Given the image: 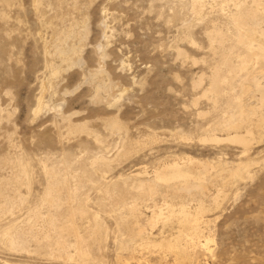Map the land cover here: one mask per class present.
<instances>
[{
	"label": "rangeland",
	"instance_id": "374dc122",
	"mask_svg": "<svg viewBox=\"0 0 264 264\" xmlns=\"http://www.w3.org/2000/svg\"><path fill=\"white\" fill-rule=\"evenodd\" d=\"M63 1L61 9L57 0H0V264H264V128L253 115L244 145L223 123L237 115L232 98L240 85L250 84L247 72L229 78L246 57L231 16L264 0ZM256 28L264 34V15ZM95 46L105 53L100 77L88 72L98 67ZM71 47L78 52L64 54ZM256 77L264 87V71ZM102 82L116 90L111 105L93 100ZM252 92L264 115L261 93ZM113 118L126 130L123 141L109 128ZM46 170L68 181L58 191L60 211L50 206L48 213L42 202ZM182 178L189 189L177 187ZM148 181L157 187L153 196L140 191ZM168 204L192 213L202 207L197 236L177 217L152 221ZM38 211L65 231L76 227L61 233L68 236L64 255L54 245L58 235L35 224ZM138 227L144 234L135 239ZM8 230L21 249L5 244ZM78 238L89 256L76 251Z\"/></svg>",
	"mask_w": 264,
	"mask_h": 264
},
{
	"label": "bare ground",
	"instance_id": "6f19581e",
	"mask_svg": "<svg viewBox=\"0 0 264 264\" xmlns=\"http://www.w3.org/2000/svg\"><path fill=\"white\" fill-rule=\"evenodd\" d=\"M37 1V0H36ZM54 1V0H53ZM62 1L63 0H57V2H56V5L58 6V7H61L62 6ZM66 1V0H65ZM65 1H63V2H65ZM68 1V0H67ZM55 3V2H54ZM68 3V2H67ZM197 3H198V1H197ZM254 4V3H253ZM65 5V4H64ZM63 5V6H64ZM67 5V4H66ZM73 6V5H72ZM197 4H195V8H194V10L195 9H198L197 8ZM237 6V5H236ZM251 6V5H250ZM253 6V5H252ZM69 8V7H68ZM58 9V8H57ZM56 9V10H57ZM61 9H62V7H61ZM76 9V8H75ZM69 10V9H68ZM63 12V11H62ZM62 12H61V14H62ZM259 15H264V3H262V2H257L255 5H254V7H245V6H243V7H239V10L237 11V13H235V14H233L232 16H231V21H232V23L234 24V26L236 27V29H237V31H238V33H237V42L239 43V44H241L245 49H246V57L241 61V63L236 67V68H234V69H229V72H231V76H230V74H229V78H232L233 76H235V74L237 73V72H241V73H245V72H247V76H245L246 78H248V81H250V84L249 85H240L241 86V88H240V93H238V94H236L233 98H232V101H233V103H232V105H234V106H236V110H238L236 113H237V115L235 116V115H231L230 114V116H228V117H226L225 116V118H224V120H223V123L226 125V126H228V127H232V128H234L235 129V135L233 136V140L235 139V140H237V141H239V142H241V143H243L244 145H247V143H248V141H249V139L247 138V135H250L252 132H251V124H253V119L252 118H254V117H252L253 115H255L256 116V114L258 115L257 116V121H256V126H259L260 128H264V115H262L261 113L259 114V109L261 108V107H259V108H257L256 107V105H254V102L252 101V91L253 90H255V89H257L260 93H261V101L262 102H264V87L263 86H260L259 85V83H258V81H257V77H256V73H258V72H263L264 71V34H263V32H259V31H257V28H256V23H257V19H258V17H259ZM251 20V24L252 25H250L249 27H243L244 25H247V24H245L246 22H249ZM68 31V30H67ZM72 31V30H71ZM70 30H69V32H68V36H70L73 32H71ZM236 31V32H237ZM262 31V30H261ZM66 35V34H65ZM218 36H220V35H218ZM221 37V36H220ZM64 40V39H63ZM224 42V41H223ZM237 43V44H238ZM45 45V44H44ZM64 45V44H63ZM66 45V44H65ZM67 46V45H66ZM61 47V46H60ZM60 47H59V49H60ZM61 49H63V48H61ZM95 54H96V60L98 61V64L97 65H95V66H98L96 69H91L90 68V70L88 71L89 72V75H90V77H94V76H96V75H98L99 74V77L101 76V74L100 73H102L104 70H103V65H104V62H103V60H104V56H105V53H104V50L100 47V46H95ZM60 52V51H59ZM78 52V49L77 48H75V47H71V48H69L68 49V51L66 52H64V54H68V53H71L72 55L73 54H76ZM63 55V54H62ZM65 58H67V61L68 62H72V58L71 57H65ZM97 61H96V63H97ZM226 61V60H225ZM63 62H65V61H63ZM223 65V64H222ZM49 66V65H48ZM47 67V66H46ZM87 68V67H86ZM93 68V67H92ZM54 70V69H53ZM219 70V69H218ZM88 72H87V74H88ZM216 72L217 71H215V72H213V74H212V76H211V81H210V86H211V90L210 91H217L218 89H219V87H220V85H218L217 83H216ZM56 73V72H55ZM54 73V74H55ZM80 74V73H79ZM81 75V74H80ZM82 75H84V74H82ZM88 75V76H89ZM103 75V74H102ZM245 75V74H244ZM109 76V75H108ZM241 76V75H240ZM88 78V77H87ZM86 78V79H87ZM96 78V77H95ZM234 78V77H233ZM90 79V78H89ZM106 79V78H105ZM85 80V79H84ZM102 80V79H101ZM244 80V79H243ZM87 81V80H86ZM99 81V80H98ZM104 81V80H103ZM228 81V80H227ZM227 81H225V82H227ZM112 82V81H111ZM232 82V81H231ZM50 84V83H49ZM220 84V83H219ZM244 84V83H243ZM52 85V84H51ZM51 85H50V87L49 88H52L51 87ZM113 84H111L110 82H102V83H99V84H97L95 87H96V95L95 96H93V100H95V101H104V102H106L107 104H109V105H111V100H112V98H111V96L113 95V92H114V88H113V86H112ZM116 88V87H115ZM255 88V89H254ZM100 90H104L106 93H107V97L105 98V97H103V95H101L99 92H100ZM116 91V90H115ZM103 92V91H102ZM104 92V93H105ZM219 92H220V90H219ZM93 93H95V92H93ZM103 93V94H104ZM105 93V94H106ZM114 94H115V92H114ZM120 94V93H119ZM106 96V95H105ZM114 96V95H113ZM117 99H119V98H117ZM38 100V107H37V109H36V113L38 112V109L40 108V107H42V105L44 104V101H43V97L42 96H40L39 97V99H37ZM92 100V101H93ZM114 100V99H113ZM103 102V103H104ZM97 103V102H96ZM230 103V102H229ZM261 103V102H260ZM113 104V103H112ZM263 104V103H262ZM57 112H58V110H57ZM61 113H59V116H60V119H62V120H64V121H66L67 119L69 120V118L67 117V116H65V115H63L64 113H63V111H60ZM235 112V111H234ZM63 113V114H62ZM233 113V112H232ZM58 116V115H57ZM54 117V116H53ZM69 117H72V116H69ZM56 119V118H55ZM114 119V118H113ZM62 120H60V121H62ZM59 121V120H58ZM72 121V120H71ZM70 120H69V123L71 122ZM111 122H110V130L112 131V132H114V133H119L121 136H119L120 138H121V141H123V136L122 135H124V133L126 132V130H125V128L121 125V123L117 120V119H114V120H110ZM51 122V121H50ZM57 122V121H56ZM54 124H55V122H54ZM57 124V123H56ZM66 125H67V122L65 123ZM70 124H73V122L72 123H70ZM69 124V125H70ZM65 125V126H66ZM68 125V127H70ZM82 125V124H81ZM77 126V125H76ZM82 128H83V126H81ZM80 127V128H81ZM74 128H76L75 126H74ZM81 128V129H82ZM238 128H243V129H245V134L244 135H239L238 134ZM72 129V128H71ZM70 129V130H71ZM85 129V128H84ZM69 130V131H70ZM75 131V130H74ZM80 131V130H79ZM81 132V131H80ZM113 133V134H114ZM87 134H88V132H87ZM125 136V135H124ZM232 138V137H231ZM25 164V163H24ZM24 167V166H23ZM27 169V168H26ZM26 169H25V167L23 168V174L24 175H26ZM167 169V168H166ZM236 169V168H235ZM242 169V168H241ZM49 171V170H48ZM47 170H46V175H49V178H48V182H47V187H45V190H46V192H44V198L42 199V202H45V203H47L48 205H49V207L51 206L52 208L53 207H57L56 209V211H60V209H59V207H61V206H59L60 205V203H62V202H59L60 200L57 198V196H58V191H59V189H60V187L61 186H63V185H65V183L66 182H68V181H66V179H65V177H62V179H55V178H53V175L54 174H52L51 172H48ZM52 172L54 173V171L52 170ZM207 172V171H206ZM64 173H66V172H64ZM177 173H179V172H176V175H177ZM182 173V172H181ZM180 173V174H181ZM233 174H235V175H239V170H234L233 172H232ZM67 174H68V172H67ZM187 174V173H186ZM28 175V174H27ZM26 175V176H27ZM62 175V174H61ZM158 175V174H157ZM179 175V174H178ZM182 175V174H181ZM189 175V174H188ZM25 176V177H26ZM60 176V175H59ZM155 176V175H154ZM163 176V175H162ZM21 177V176H20ZM55 177H57V176H55ZM67 178L69 177V176H66ZM158 177V176H157ZM174 177V176H173ZM192 177V176H191ZM160 178V177H159ZM170 178V177H169ZM202 178V177H201ZM204 179H202V180H205L206 178L205 177H203ZM17 179V178H16ZM26 179V178H25ZM199 179H200V177H199ZM15 180V179H14ZM18 181V180H17ZM66 181V182H65ZM108 181V180H107ZM196 181V180H195ZM16 182V181H15ZM22 182V181H21ZM133 183V182H132ZM178 183H179V181H178ZM195 183V182H194ZM198 183V182H197ZM204 182H200V184L198 185L199 187H200V190H201V192H202V194H204V191H205V188H206V186L203 184ZM29 184V183H28ZM124 185V184H123ZM179 186H177L178 188H180L181 190L182 189H189L191 186V183H190V179H188V178H182V181H180V183L178 184ZM65 187V186H64ZM66 187H67V184H66ZM177 187H175L176 189H177ZM197 187V186H196ZM136 188H137V186H136ZM139 188H140V191H142V193H143V195L144 196H153L154 194H155V190H156V188L157 187H155V182H153V181H148V182H146V183H140V186H139ZM173 188V187H172ZM66 189V188H65ZM138 189V188H137ZM27 190V189H26ZM61 190H62V187H61ZM60 190V191H61ZM106 190V189H105ZM192 190V189H191ZM30 191V190H29ZM108 191V190H107ZM139 191V190H138ZM178 191V190H177ZM62 192H63V190H62ZM61 192V193H62ZM137 192V191H136ZM178 192H180V190L178 191ZM184 192V191H183ZM42 193V192H41ZM65 193V192H64ZM201 194V193H200ZM68 195V194H67ZM71 195V194H70ZM69 195V196H70ZM32 196V195H31ZM38 196V195H37ZM60 196V195H59ZM140 196V195H139ZM178 196V195H177ZM202 196V195H201ZM61 197V196H60ZM68 197V196H67ZM67 197H66V199H67ZM122 197V196H121ZM141 197V196H140ZM26 198H28V197H26ZM62 198V197H61ZM126 198V197H125ZM125 198H123L122 197V199H125ZM142 198V197H141ZM147 198V197H146ZM69 199V198H68ZM22 200V199H21ZM27 200V199H26ZM135 200V199H134ZM139 200V199H138ZM143 200V199H142ZM39 201H41V199L39 200ZM70 201V200H69ZM69 201H67V202H69ZM117 201H118V199H117ZM41 202V204H43ZM58 202V203H57ZM65 202V201H64ZM67 202H65V203H67ZM122 202V201H121ZM164 202H166V201H164ZM64 203V204H65ZM120 203V202H119ZM132 203V202H131ZM20 204H22L21 202H20ZM24 204V203H23ZM22 204V205H23ZM63 204V205H64ZM66 205H68L69 206V204H66ZM65 205V206H66ZM3 206V205H2ZM18 206V205H17ZM39 206V205H38ZM42 206V205H41ZM43 206H44V204H43ZM59 206V207H58ZM67 206V207H68ZM132 206V205H131ZM136 206H137V203L136 204H133V206H132V211H133V213L137 210V208H136ZM155 206V205H154ZM51 207H50V209L48 210V213H49V211L51 210ZM70 207V206H69ZM5 208V207H4ZM33 208H34V206H33ZM130 208V207H129ZM185 208V207H184ZM188 208V207H187ZM54 209V208H53ZM62 209V208H61ZM66 209V208H65ZM64 209V210H65ZM189 209V208H188ZM2 210H4L3 208H2ZM33 210V209H32ZM35 210H37V207L35 208ZM38 210H40V208L38 209ZM55 210V209H54ZM70 210L72 211V209L70 208ZM30 211V210H29ZM41 211V210H40ZM40 211H38V213H36L37 214V219L40 217V215H39V213H40ZM52 211V210H51ZM66 211V210H65ZM202 211H203V209H202V207L200 206V207H196V212L194 211V213H192L191 211H189V210H186V209H182V207L180 208V209H176V208H174V206L173 205H167V211L166 212H164L162 209H160L159 210V212H156V209H155V212L153 211V216H152V221L153 222H158L159 220H162L163 222H166V221H168V220H171V219H173L174 217H177L178 219H179V221L182 223V224H184L185 226H188L189 227V229L191 230V235H193V236H197L198 235V233H199V224H200V219H201V213H202ZM36 212V211H35ZM68 212V211H67ZM83 212V211H82ZM131 212V211H130ZM30 213V212H29ZM32 213V212H31ZM42 213V212H41ZM47 213V214H48ZM55 213V211L53 212V215H55L54 214ZM70 213V212H69ZM79 213V212H78ZM60 214V213H59ZM66 214V213H65ZM72 214V213H71ZM74 214V213H73ZM136 214V213H135ZM32 215V214H31ZM42 215V214H41ZM49 215H52V214H49ZM62 215V214H61ZM64 215V214H63ZM68 215V214H67ZM45 216H47V215H45ZM45 216H43V217H40L39 219H38V221H36L35 222V224L37 223V222H40V223H42L43 224V226H44V228L46 227L47 229H50V230H53V232L56 234V235H58L56 238L57 239H55L54 241H55V244L54 245H56L55 247H57L56 249H58L59 250V252H60V254H63V252H66L67 251V246H66V244H65V241H67V240H64V239H66L64 236V238L62 239V235H61V233L63 234V230L65 231V228H63V227H60V226H58L57 225V222H59V220L56 222V221H54V219H51L49 216H48V218H45ZM56 216H57V214H56ZM58 216H60V215H58ZM57 216V217H58ZM71 216V215H70ZM69 216V217H70ZM73 216V215H72ZM34 219L36 218V216L35 217H33ZM33 218H31V220H33ZM73 218V217H72ZM132 218V217H131ZM37 219H35V220H37ZM58 219V218H57ZM56 219V220H57ZM61 220V219H60ZM69 220V219H68ZM75 220V219H74ZM126 220V219H125ZM137 220V219H136ZM28 221H30V220H28ZM27 221V222H28ZM30 223V222H29ZM74 223V221L72 222V224ZM35 224H34V226H35ZM75 224V223H74ZM27 225V224H26ZM33 225V224H32ZM37 225V224H36ZM67 225H68V223H67ZM66 225V226H67ZM69 225H70V223H69ZM183 225V226H184ZM34 226H31V230H30V234H32V237L31 238H33V234L35 235L34 237V242H36L35 241V239H38V237H39V233L37 232V231H34L33 229H34ZM98 226V225H97ZM97 226H96V228H97ZM38 229H40V228H42V227H40L39 225H38ZM137 227V226H136ZM67 228V230L66 231H69V229L71 228V229H75L74 228V226H72V225H70V226H67L66 227ZM84 228V227H83ZM27 229V228H26ZM37 229V228H36ZM91 229V228H90ZM93 229V228H92ZM135 229V228H134ZM33 230V231H32ZM43 229H41V231H42ZM50 230H48V231H50ZM95 229H93V231H94ZM97 230V229H96ZM99 230V229H98ZM97 230V231H98ZM129 230V229H128ZM20 231V230H19ZM23 231V230H22ZM66 231H65V233H66ZM76 231V230H75ZM78 231V230H77ZM133 231V230H132ZM5 232V231H4ZM12 232H15V230H12V231H10V230H8V231H6V233H5V235H7L6 237H7V243H5V244H8L10 247H12V248H14V249H21L22 248V243H21V240H20V238L19 237H15L14 236V234L16 233H12ZM39 232H40V230H39ZM47 232V231H46ZM96 232V231H95ZM98 232H100V231H98ZM41 233H43V232H41ZM44 233H45V231H44ZM50 233V232H49ZM74 233V232H73ZM76 233V234H75ZM74 234V237L76 236V235H78V237H79V234H77V232H75ZM20 234V233H19ZM25 234H27V233H25ZM52 234V233H51ZM92 234H94V232H92ZM144 233H143V229H141L140 227H138L136 230H135V236L136 235H138L137 237H135V239L136 238H138L139 236H141L142 237V235H143ZM3 235H4V233H3ZM4 235V236H5ZM28 235V234H27ZM95 235V234H94ZM99 235V234H98ZM134 235V234H133ZM19 236V235H18ZM26 236V235H25ZM52 236V235H51ZM54 236V235H53ZM96 236V235H95ZM180 236V235H179ZM178 236V237H179ZM27 237V236H26ZM25 237V238H26ZM42 237V236H41ZM45 237V239L47 240V242H48V238H50L49 237V235L47 236H44ZM43 237V238H44ZM70 237V236H69ZM74 237H72L73 239H75ZM89 237V236H88ZM100 237V236H99ZM98 237V238H99ZM140 237V238H141ZM23 238H24V236H23ZM24 238V239H25ZM29 238V237H28ZM27 238V239H28ZM42 238V239H43ZM52 238V237H51ZM83 238V237H82ZM81 238V239H82ZM92 238V237H91ZM129 238H131V236L129 237ZM134 238V237H133ZM133 238H132V241H133ZM5 239V238H4ZM44 239V240H45ZM80 239V240H81ZM122 239H123V237H122ZM121 239V240H122ZM148 239V238H147ZM45 240V241H46ZM51 240V239H50ZM63 240H64V242H63ZM79 240V238L76 240V241H71L70 240V242H76V244H77V246H75V247H77L76 248V251H79L80 253V255L81 254H86L85 253V250L87 249H85L84 250V248H83V246H84V244L82 245V240L80 241ZM92 240H95V239H93L92 238ZM124 240V239H123ZM122 240V241H123ZM23 241V240H22ZM29 241V240H28ZM45 241H41V238H40V242L43 244V243H45ZM120 241V240H119ZM126 241H128V240H126ZM23 242H25V241H23ZM33 242V241H32ZM125 242V241H124ZM122 243V242H120V243H122V245H123V247L124 246H126L128 243H130L131 241L129 240V242L127 243V244H125V243ZM135 242V241H134ZM22 244V245H21ZM69 244V243H68ZM132 244V243H131ZM141 244H143V246L144 247H146V248H148L149 246H150V244H149V242L147 241V240H145L144 241V243H141ZM25 245V244H24ZM37 245H38V241H37ZM121 245V244H120ZM122 245H121V247H122ZM160 245L161 246H165V248H168V249H170V250H172L173 248L177 251V249L179 250V246H175V245H172V244H170V243H163V242H161L160 243ZM26 246V245H25ZM36 246V245H35ZM43 246V245H42ZM45 246V245H44ZM47 246V245H46ZM52 246V245H51ZM51 246H50V249H51ZM128 246V245H127ZM126 246V247H127ZM47 248V247H46ZM49 248V247H48ZM69 248V247H68ZM125 248V247H124ZM133 248V247H132ZM24 249V248H23ZM54 249V248H53ZM49 250V249H48ZM52 250V249H51ZM74 250V249H73ZM57 251V250H56ZM75 251V252H76ZM181 251V250H180ZM55 252V251H54ZM74 252V253H75ZM52 253V252H51ZM50 253V254H51ZM78 253V252H77ZM58 254V253H57ZM134 254V253H133ZM55 255V254H54ZM64 255V254H63ZM78 255V254H77ZM76 255V256H77ZM57 256V255H56ZM62 256V255H61ZM65 256H66V254H65ZM79 256V255H78ZM85 256H89V254L87 253ZM58 257V256H57ZM68 257V256H67ZM67 257L65 258V259H67ZM81 258H82V256H80ZM59 258V257H58ZM63 258V257H62ZM84 258V257H83ZM86 260V259H85ZM81 261H83V260H81Z\"/></svg>",
	"mask_w": 264,
	"mask_h": 264
}]
</instances>
